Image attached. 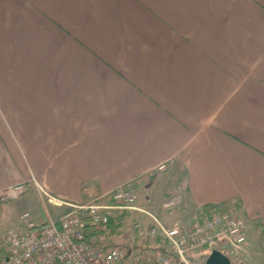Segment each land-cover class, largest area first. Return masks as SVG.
Segmentation results:
<instances>
[{
    "label": "crops",
    "instance_id": "1",
    "mask_svg": "<svg viewBox=\"0 0 264 264\" xmlns=\"http://www.w3.org/2000/svg\"><path fill=\"white\" fill-rule=\"evenodd\" d=\"M32 177L170 224L235 206L264 259V0H0V190Z\"/></svg>",
    "mask_w": 264,
    "mask_h": 264
},
{
    "label": "built area",
    "instance_id": "2",
    "mask_svg": "<svg viewBox=\"0 0 264 264\" xmlns=\"http://www.w3.org/2000/svg\"><path fill=\"white\" fill-rule=\"evenodd\" d=\"M161 164L157 172H165ZM34 191L47 221L36 223L29 212L17 217V226L0 235V254L6 264H187L185 254L201 249L220 250L238 264H247L248 233L244 217L233 206L212 210L190 224H167L138 204L131 183L84 204H66L43 189L32 177L0 190V205ZM181 198L170 196L162 206L177 209ZM68 210L52 217L51 209ZM127 211L125 233L114 237L110 217ZM145 216V221L138 218ZM129 220V221H128Z\"/></svg>",
    "mask_w": 264,
    "mask_h": 264
},
{
    "label": "rangeland",
    "instance_id": "3",
    "mask_svg": "<svg viewBox=\"0 0 264 264\" xmlns=\"http://www.w3.org/2000/svg\"><path fill=\"white\" fill-rule=\"evenodd\" d=\"M15 202H16L15 206L11 207V204H14ZM5 204L9 205V206L5 205L4 207L9 208L7 210H9V212H11V214L16 213L17 211H19L20 213L27 211L31 214L33 220L36 223L47 221L46 214L42 210V207L40 206L38 198L36 195L35 196L34 195L23 196V197L18 198L15 201L8 202ZM67 210H68V208H66V207L51 209L52 217L55 218L59 214L66 212ZM7 223L8 222L5 218L2 219L0 221V228H3L4 226H6ZM186 224H188V223H186ZM262 241H264V238ZM261 247H262V249H264V244H262ZM257 249L259 251L260 247L258 246ZM212 251H214V249H201L198 251L186 253L185 258H186L187 264H205L207 261V258L209 257V255L211 254ZM224 253L226 255L230 256L229 253H227L226 251H224ZM256 261H257L256 264H264L263 258H256ZM0 262H1V258H0ZM232 262L234 264H237V261H235L234 259H232ZM179 264H185V263H179Z\"/></svg>",
    "mask_w": 264,
    "mask_h": 264
},
{
    "label": "trees",
    "instance_id": "4",
    "mask_svg": "<svg viewBox=\"0 0 264 264\" xmlns=\"http://www.w3.org/2000/svg\"><path fill=\"white\" fill-rule=\"evenodd\" d=\"M212 210L211 207H206L202 210V215L210 212ZM138 218L140 220H144L145 221V216L144 215H139ZM127 219H129L130 221L135 220L137 218H135L134 216H132L129 212L127 211H123V212H117L115 214H113L110 217V225L112 226L113 232H114V237L115 238H119L120 236H122L126 230H124L122 227L125 224V222L127 221ZM128 220V221H129ZM169 224V223H167ZM0 258H1V264H6L5 262V256L4 254H0Z\"/></svg>",
    "mask_w": 264,
    "mask_h": 264
},
{
    "label": "water",
    "instance_id": "5",
    "mask_svg": "<svg viewBox=\"0 0 264 264\" xmlns=\"http://www.w3.org/2000/svg\"><path fill=\"white\" fill-rule=\"evenodd\" d=\"M205 264H232L228 257L220 251H212Z\"/></svg>",
    "mask_w": 264,
    "mask_h": 264
}]
</instances>
